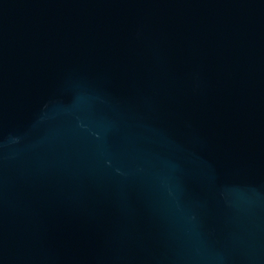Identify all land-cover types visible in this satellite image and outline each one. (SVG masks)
Segmentation results:
<instances>
[{
    "label": "water",
    "instance_id": "95a60500",
    "mask_svg": "<svg viewBox=\"0 0 264 264\" xmlns=\"http://www.w3.org/2000/svg\"><path fill=\"white\" fill-rule=\"evenodd\" d=\"M0 264H264V0H0Z\"/></svg>",
    "mask_w": 264,
    "mask_h": 264
}]
</instances>
